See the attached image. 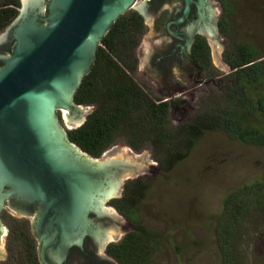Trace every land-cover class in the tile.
<instances>
[{
  "label": "water",
  "instance_id": "obj_1",
  "mask_svg": "<svg viewBox=\"0 0 264 264\" xmlns=\"http://www.w3.org/2000/svg\"><path fill=\"white\" fill-rule=\"evenodd\" d=\"M136 2L50 0L46 6L45 0H21L18 15L6 29L5 33L13 29L16 42L0 67V213L12 197L40 201L33 229L41 248H52L47 255L40 252L45 264L57 261L70 245L81 244L85 235L92 236L99 248L117 239L113 234L122 215L107 203L121 197L127 180L150 174L155 165L149 154L130 147H114L94 157L67 134L83 124L93 109L76 104L74 95L91 70L102 38ZM195 4L197 18L188 24L187 32L204 35L214 65L228 71L216 35L221 6L213 0H195ZM46 8L49 15L40 24L38 17ZM147 26L138 48L139 66L158 74L148 62L157 40L150 21ZM62 109L66 127L57 117ZM4 232L0 216V257L6 256Z\"/></svg>",
  "mask_w": 264,
  "mask_h": 264
},
{
  "label": "trees",
  "instance_id": "obj_2",
  "mask_svg": "<svg viewBox=\"0 0 264 264\" xmlns=\"http://www.w3.org/2000/svg\"><path fill=\"white\" fill-rule=\"evenodd\" d=\"M217 1L224 8L219 27L229 39L223 58L230 71L221 77L209 72L208 77L217 86L224 82L223 105L213 102L200 109L189 122L176 126L171 123L170 102L155 96L134 77L132 59L145 26L141 15L129 10L115 20L102 38L91 70L75 92L76 104L93 109L83 124L67 130L70 141L90 155L100 157L122 138L135 151L150 147L154 160L164 171H170L184 159L207 131L222 130L231 139L264 146L260 117L264 114V53L249 42L232 41L227 23L233 12L232 4L230 0ZM19 4V0H0V31L17 15ZM201 43L204 37L200 36L198 52ZM143 194V185L133 186L109 202L136 226L134 232L109 246L121 264H155L153 257L158 250L159 235L140 223L138 203ZM254 214L258 215V221L264 220V178L240 184L222 200L215 221V241L222 264H249L242 241L243 234L250 230L248 219ZM5 219L10 227L8 256L0 264H38L25 220H12L8 216ZM256 225L250 224L258 232Z\"/></svg>",
  "mask_w": 264,
  "mask_h": 264
},
{
  "label": "rangeland",
  "instance_id": "obj_3",
  "mask_svg": "<svg viewBox=\"0 0 264 264\" xmlns=\"http://www.w3.org/2000/svg\"><path fill=\"white\" fill-rule=\"evenodd\" d=\"M213 1L221 6L218 23L224 8L221 2ZM230 3L233 12L228 16L227 23L232 41L249 42L264 53V0H230ZM148 30L147 26L138 48ZM216 35L222 48L221 58L229 69L226 71L214 65L210 49L215 72L221 77L230 71L223 58L229 39L219 30ZM140 71L139 74L134 73V77L141 83H147L149 75L158 76L151 74L145 66H141ZM191 86L192 83L188 81L189 89L183 94L185 103L170 109V121L175 126L189 122L200 109L211 103L223 105L226 100L224 82L220 83V89L214 82ZM152 92L160 98H167L160 91L153 89ZM63 113L64 109L57 111V117L61 127H66L62 119ZM260 117L264 127V114ZM114 147L130 150L122 138H118L105 152ZM137 152L149 154L148 158L155 163L148 170L150 174L138 176L144 186V194L138 204L140 223L157 231L159 235L154 263L222 264L215 241V221L222 200L240 184L264 178V146L231 139L222 130L207 131L188 155L170 171L162 170L154 160L150 147ZM4 207L9 210L7 200ZM254 215L248 219L247 228L250 230L243 234L242 246L247 250L249 264H264V220L258 221V215ZM252 222L258 223V232L252 230ZM8 235L9 231L3 237V250H7ZM7 256L8 252L0 260H5Z\"/></svg>",
  "mask_w": 264,
  "mask_h": 264
},
{
  "label": "flooded vegetation",
  "instance_id": "obj_4",
  "mask_svg": "<svg viewBox=\"0 0 264 264\" xmlns=\"http://www.w3.org/2000/svg\"><path fill=\"white\" fill-rule=\"evenodd\" d=\"M49 1L50 0H45L46 6H48ZM19 2L20 4L17 6L18 12L21 7V0H19ZM137 7H140V9L142 8L143 13H141ZM129 10H134L141 15L145 29L147 27V21L151 22L152 30L154 31L157 40V42L153 44V50L148 62H150V65L159 72L158 76L153 77L149 75L150 77L147 78V83H141L136 78L135 79L150 91L155 89L162 92L163 95H167V98L163 99L170 102V112V109L178 108L185 103L183 94L189 89L187 88L188 81L192 83L191 87L201 86L203 83L206 84L208 81H212L209 79L208 73L215 72L216 70L211 59L209 43L205 36L199 32H195L192 35L187 32L188 24L197 18L195 0L189 5H187L186 0H137L136 6ZM44 11L45 12L38 17L40 24H45L46 21L44 18L49 15L48 8ZM15 17L0 34V52L5 53V55L3 54L4 57H1L0 53V67L5 64L6 56L13 52L15 46L16 40L13 29H10L5 33ZM219 31L222 34L220 27ZM200 36L204 37V43H201L200 51L198 52L197 45L198 37ZM139 54L137 45L134 51V58L132 59V62H135L134 73L136 74H139L140 71L138 59ZM141 74L144 75L142 72ZM142 185V179L139 177L127 180L123 186L121 196L124 195L129 187H142ZM139 189L140 192L141 188ZM39 204L40 201L38 200H19L12 197L9 200V206L12 205L17 210H24L27 214H21L11 207H8L9 210L4 207L0 216L2 223H5V227L7 226V231L2 233L1 237L3 238L7 235V232L10 231L5 215L9 214L7 216H10L12 220L16 218L24 219L27 223L28 234L32 238L37 262L38 264H45L42 261L40 252L44 250L45 255H47L48 251L52 253V248L45 247L42 249L33 229V220ZM111 206L116 208L114 205ZM118 212L122 215V218L121 222L116 226L117 233L113 234V236H118L117 239L112 238L103 248H99L92 236L85 235L81 244L70 245L57 261L53 259V264H121L111 254L109 246L111 243H117L128 234L134 232L136 226L128 216L120 211ZM5 250L6 249L2 252L7 255V250Z\"/></svg>",
  "mask_w": 264,
  "mask_h": 264
}]
</instances>
